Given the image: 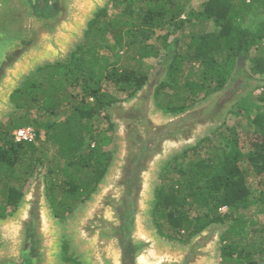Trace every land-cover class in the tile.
Instances as JSON below:
<instances>
[{"label":"trees","instance_id":"16d2710c","mask_svg":"<svg viewBox=\"0 0 264 264\" xmlns=\"http://www.w3.org/2000/svg\"><path fill=\"white\" fill-rule=\"evenodd\" d=\"M113 1L116 11L100 7L68 58L45 64L36 71L47 69L44 77L27 75L12 91L10 102L20 115L0 123V218L14 212L38 167L43 168L49 207L66 220L90 197L112 160L113 150L101 148L114 137L110 108L132 98L147 83L154 88L156 107L176 115L229 84L234 90L245 78L264 80V0H204L197 12L184 17L189 0ZM209 22L215 26L212 31L206 30ZM106 35L122 40L131 36L121 47L126 55L111 68L107 62L115 52L103 54L100 42ZM108 46L106 50L115 49L116 43ZM164 53L169 58L160 68L163 77L153 79L151 71L142 69L143 58H161ZM261 89L257 97L264 103V85ZM236 107L232 112L238 117L223 124L229 133L223 141L210 145L209 135L204 136L162 167L151 221L160 236L184 244L207 226L230 219L220 236L221 261L264 264V221L238 213L248 206L252 194L248 177L254 175L260 188L255 201L264 214V108L257 110L254 101L245 99ZM64 110L70 111L65 119L51 122V115ZM103 120L105 128L100 127ZM243 123L255 127L247 151L239 136ZM30 124L41 145L44 130L43 141L52 144L54 154L48 156V145L40 148L14 140L13 131ZM86 137L98 145L80 153ZM200 149H205L203 156ZM178 157L193 160L182 167L175 165ZM224 206L227 212L221 213ZM248 221L252 239L226 241L228 233L237 226L241 230ZM66 246L64 241L62 249ZM63 255L65 261L71 256Z\"/></svg>","mask_w":264,"mask_h":264},{"label":"water","instance_id":"95a60500","mask_svg":"<svg viewBox=\"0 0 264 264\" xmlns=\"http://www.w3.org/2000/svg\"><path fill=\"white\" fill-rule=\"evenodd\" d=\"M101 1L0 0V112L36 61L66 58L89 7ZM147 85L127 104L110 108L118 146L96 189L69 220L54 215L43 173L35 169L14 212L0 218V264H60L64 241L80 264L211 263L221 227L209 225L185 247L171 249L152 228L148 206L160 166L181 146L194 145L198 128L219 124L227 100L162 117Z\"/></svg>","mask_w":264,"mask_h":264},{"label":"rangeland","instance_id":"374dc122","mask_svg":"<svg viewBox=\"0 0 264 264\" xmlns=\"http://www.w3.org/2000/svg\"><path fill=\"white\" fill-rule=\"evenodd\" d=\"M112 0H102L99 3L93 4L89 7V12L87 14V16H85L80 24V28L78 30V33L76 36H74V38H72L68 43L67 46L64 50V56H66V58L69 57L70 53L72 52V50L75 48L76 45L81 44V42L83 41V35H84V30L86 29V24L87 21L90 20L93 17V14L100 8L103 7L104 5H107V7H109V13L115 12L116 10L113 7V2H111ZM119 1V0H117ZM204 0H189L184 8H185V14H182V16L184 17V15H188L189 13H193V12H197L199 10L200 4L203 2ZM125 3H122L120 6H124ZM215 28L214 24L212 22H209L207 24V31H212ZM131 38V36H130ZM127 36H123V40L122 39H118L117 37H113L112 35H106L103 39H100V42L102 43V45L104 46L102 48V53L104 54H109L111 52H115L113 57H110L108 59L107 64L109 65V68H111L113 65L117 66L119 65V60L126 55L125 51L121 48L122 45L124 44V42L128 41L130 39ZM154 41V40H153ZM116 43V47L115 49H108L106 50V46L109 45H114ZM156 43L157 42H153ZM108 46V47H109ZM117 52V53H116ZM62 57L57 56V54H55L54 56H51L49 58H45V59H41L36 61L33 65V67L27 71V74H35L36 76H40V77H44L47 73V69L46 70H42V71H38L36 72L39 68H41L42 66H44L45 64H49V63H54L57 61H61V60H65L64 58L61 60H58ZM169 58L168 54L164 53V56L161 58L158 57H149V58H143V63H142V69L146 68L151 71V75L152 78L154 79L155 77L162 78V72H160V68L161 66L164 64V62L166 61V59ZM114 62H117L116 64H112ZM121 63V62H120ZM147 70V71H148ZM161 76V77H160ZM257 76V75H256ZM245 78V77H244ZM256 79H246L244 80V83L241 82V86H239V88H235L234 90H232L230 88V84L223 89L222 91H218L215 92L211 95H209L205 100L200 101L199 103H197L193 108H197L200 107L204 104H209L212 101L216 100V101H223V99L225 98L227 100V103L223 109V112L221 114V121L219 122V124L217 125H207V126H201L202 128H198L199 129V133L197 135V140L195 142H197L199 139L203 138L204 136L209 135V140L208 143L210 145L213 144H219L221 141L224 140L225 136H228L229 133H227L228 129L224 126V125H230L233 123V121L238 117V115H235V112L233 113L232 111H236L237 107L236 104L238 103V101L240 99H245L248 101H254L257 104V110H261L264 108V103L260 102L258 100V95L261 92V88L264 85V80H261L259 76L255 77ZM259 78V79H258ZM233 83H237L236 81H233ZM149 84V83H147ZM244 84V85H243ZM146 88H148V91L152 93V103L154 108L156 109V112H158L162 117H170V116H174L175 114H166L164 113L161 109H158L155 105V98H154V88L151 86V84L147 85ZM236 95V97H234ZM262 96L264 98V93H262ZM235 98V99H234ZM131 99V98H130ZM123 100L118 104H127V102L130 100ZM215 101V102H216ZM115 105V106H116ZM14 114V115H13ZM70 114V111H61L55 115H51L50 116V120L51 122L57 121V120H62L65 119L68 115ZM253 114V113H252ZM16 116L18 117L20 115V113L15 110V108L12 106V104H8L6 106H4L2 108V111L0 112V123L1 122H5L8 117L10 116ZM109 116H110V120L113 123L114 127H113V131L110 132V134H114V137L112 138L111 142L108 145L102 146V149H112L113 153H112V157L114 155V152L116 150V147L118 146V142H119V138L117 136L116 133V128H115V123L113 120V113L109 110ZM226 122V123H225ZM245 122V121H244ZM225 123V124H224ZM224 124V125H223ZM107 126V121L103 120L101 123V128H105ZM242 129L239 132V136H240V141L244 144L242 148L243 151H247L250 148V142L253 141V139L255 138L254 134V126L251 125H246L245 123H243ZM29 127H31L34 131V126L33 124H30ZM42 132L40 133V137L42 139L43 144L42 145H48V148L46 149L48 156H51L52 154H54V148L52 147V144L49 143V141L44 142V130H41ZM49 133H51V130L49 131ZM41 141H35L33 142L35 145H41L40 143ZM41 145L40 148H43V146ZM98 144H96V141L92 140L89 137H86L84 139V141L82 142L81 148L78 150V152L82 153H87V152H91L93 149V147H96ZM193 145V144H192ZM191 146V145H189ZM187 147V145L181 146V148H179L178 150H176L174 152L173 155H171L170 157L167 158V160L160 166V168L158 169V172L156 173V176L153 180L152 183V189H151V199H150V203L148 206V217L151 220V207H152V203L154 200V195H155V189L157 187V185L161 184L160 179L158 178L159 172L162 169V167L167 163V161H169L174 155L180 153L183 149H185ZM205 149H200L199 152H201V154H199L200 156H203V152ZM191 160H193V158H189V157H178L177 160L175 161V165L177 166H187L188 162H190ZM93 161V159H92ZM173 164V163H172ZM42 173H43V168H40ZM44 177V174H43ZM32 179V176L29 179V183L30 180ZM249 182L252 184V194L250 197V200H248V206L247 207H242L238 210V213H240L245 219H258L259 221H264V214L263 211L261 210V206L255 201V199L258 197L259 194V186L257 185V178H255L254 175H250L248 177ZM13 182V181H12ZM44 182H45V177H44ZM57 182H59V180H57ZM15 183V182H14ZM28 183V185H29ZM27 185V186H28ZM26 186V187H27ZM45 190H46V185H45ZM84 203V202H83ZM83 205V204H82ZM82 205H79L74 212L69 215L67 217L66 220H69L73 214L75 212H77ZM221 213H225L227 212V208L221 207L220 209ZM58 218L60 219L61 222H65L66 220L62 219L60 216H58ZM64 220V221H63ZM228 223H231L230 219L225 220L224 222L221 223H214L211 225H215V226H219L221 227V230L218 231L217 235H216V239L214 241V243H212L211 245V252H212V259H211V263L210 264H231L230 262H225V261H221L220 257H219V247H220V236H222V234H224V232L226 230H228L229 225ZM150 224L152 226V228L156 231L155 233L157 234V236L160 239H163L164 242L167 244L166 246L168 248L171 249H181L183 247H185L187 245V243H179L178 241H170L167 240L165 237L160 236V234L157 232L156 228L154 227L152 221H150ZM249 221L247 223H243L242 224V229L238 230V226L232 230V233H228L229 238L226 239V241H230L233 243H239V242H245V240H249L252 239L254 237V235L252 234L251 228L248 225ZM236 230V231H235ZM256 237V236H255ZM66 242V241H65ZM67 246L65 247V250L62 249V255L63 253L66 251L67 254H64L65 256L68 255L69 260L65 261V259L61 258V263L60 264H79L78 262V257L74 254V251L71 249L70 245L66 242ZM64 250V252H63ZM63 255V256H64ZM64 256V257H65ZM77 260L76 263H74ZM233 264V263H232Z\"/></svg>","mask_w":264,"mask_h":264},{"label":"built area","instance_id":"2783aa9c","mask_svg":"<svg viewBox=\"0 0 264 264\" xmlns=\"http://www.w3.org/2000/svg\"><path fill=\"white\" fill-rule=\"evenodd\" d=\"M13 138L15 141H33L35 139V132L31 127H21L13 131Z\"/></svg>","mask_w":264,"mask_h":264},{"label":"clouds","instance_id":"9594fccd","mask_svg":"<svg viewBox=\"0 0 264 264\" xmlns=\"http://www.w3.org/2000/svg\"><path fill=\"white\" fill-rule=\"evenodd\" d=\"M36 138V137H35ZM35 141V139L33 140V141H29V142H34Z\"/></svg>","mask_w":264,"mask_h":264}]
</instances>
